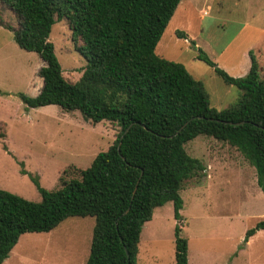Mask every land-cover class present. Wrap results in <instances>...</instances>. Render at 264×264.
Here are the masks:
<instances>
[{"label": "trees", "instance_id": "1", "mask_svg": "<svg viewBox=\"0 0 264 264\" xmlns=\"http://www.w3.org/2000/svg\"><path fill=\"white\" fill-rule=\"evenodd\" d=\"M0 1L14 13L18 27L1 17L0 26L45 64L37 96L20 95L25 107L55 105L78 111L93 124L107 121L120 128L106 151L87 168L75 169L76 177L62 179L50 191L37 185L39 202L0 189V264L21 235L49 232L70 217L94 218L85 264H136L141 228L153 210L171 202L174 219H181L182 184L203 170L184 144L199 135L236 148L255 169L264 193V82L256 60L251 58L246 75L234 78L199 50L200 60L241 91L234 105L216 110L202 83L183 65L155 54L183 0ZM61 19L81 41L78 52L86 67L78 83L64 79L48 42L52 25ZM259 230L264 219L246 231L243 241ZM179 232L176 227L175 264H187V240Z\"/></svg>", "mask_w": 264, "mask_h": 264}, {"label": "rangeland", "instance_id": "2", "mask_svg": "<svg viewBox=\"0 0 264 264\" xmlns=\"http://www.w3.org/2000/svg\"><path fill=\"white\" fill-rule=\"evenodd\" d=\"M0 17L18 27L1 1ZM48 42L64 79L78 83L86 61L67 20L52 25ZM199 50L234 78L247 74L252 58L264 82V0H183L155 48L157 56L183 65L202 83L212 108L234 105L241 91L200 60ZM44 67L0 26V189L34 202L41 200L38 187L54 190L62 179L76 177L75 169L87 168L120 131L115 123L93 124L55 105L27 109L20 95L37 96ZM184 149L203 170L182 184L180 221L171 202L153 210L141 228L136 264H175L176 227L187 240V264H264V232L247 248L243 241L264 219L255 169L236 148L211 137L199 135ZM93 226L92 217H70L49 232L23 234L2 264H85Z\"/></svg>", "mask_w": 264, "mask_h": 264}, {"label": "crops", "instance_id": "3", "mask_svg": "<svg viewBox=\"0 0 264 264\" xmlns=\"http://www.w3.org/2000/svg\"><path fill=\"white\" fill-rule=\"evenodd\" d=\"M263 232H264V230H259V231H257L253 236L249 237V238L247 239V241L244 242V247L247 248L248 245H249L250 243H252V242L257 238V235H259L260 233H263Z\"/></svg>", "mask_w": 264, "mask_h": 264}, {"label": "water", "instance_id": "4", "mask_svg": "<svg viewBox=\"0 0 264 264\" xmlns=\"http://www.w3.org/2000/svg\"><path fill=\"white\" fill-rule=\"evenodd\" d=\"M231 124H232V123H231ZM185 125H186V124H184V125L180 128V130L183 129ZM129 128H130V126L125 130L124 134L129 130ZM180 130H178L176 133H178ZM124 134H123V135H124ZM123 135L121 136L120 139H122ZM119 145H120V144H119Z\"/></svg>", "mask_w": 264, "mask_h": 264}]
</instances>
